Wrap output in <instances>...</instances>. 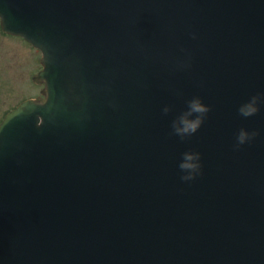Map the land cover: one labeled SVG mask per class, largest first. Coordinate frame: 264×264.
Returning <instances> with one entry per match:
<instances>
[{
	"label": "water",
	"instance_id": "95a60500",
	"mask_svg": "<svg viewBox=\"0 0 264 264\" xmlns=\"http://www.w3.org/2000/svg\"><path fill=\"white\" fill-rule=\"evenodd\" d=\"M0 20L46 97L0 125V264H264V101L239 113L264 95V0H0ZM194 98L211 111L182 140Z\"/></svg>",
	"mask_w": 264,
	"mask_h": 264
},
{
	"label": "rangeland",
	"instance_id": "374dc122",
	"mask_svg": "<svg viewBox=\"0 0 264 264\" xmlns=\"http://www.w3.org/2000/svg\"><path fill=\"white\" fill-rule=\"evenodd\" d=\"M40 51L23 39L5 34L0 27V123L20 102L42 98V84L33 82L41 70Z\"/></svg>",
	"mask_w": 264,
	"mask_h": 264
},
{
	"label": "clouds",
	"instance_id": "9594fccd",
	"mask_svg": "<svg viewBox=\"0 0 264 264\" xmlns=\"http://www.w3.org/2000/svg\"><path fill=\"white\" fill-rule=\"evenodd\" d=\"M264 101V95L254 96L250 102L242 105L239 108V113L243 117H252L256 115L260 108L258 105ZM164 113L168 114L172 111L170 107L164 108ZM211 109L206 106L200 98H194L188 101V110L180 115L172 124L174 134L179 136L182 140L189 138L197 133V131L203 125L207 114ZM259 133L249 132L245 129H241L237 136L238 145L248 143L254 139ZM201 155L198 152H185L182 156V160L178 167L184 175L181 176L183 181L195 180L197 175L201 173Z\"/></svg>",
	"mask_w": 264,
	"mask_h": 264
}]
</instances>
